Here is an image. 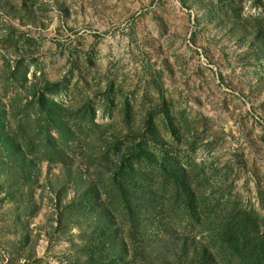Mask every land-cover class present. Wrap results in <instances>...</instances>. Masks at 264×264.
I'll list each match as a JSON object with an SVG mask.
<instances>
[{
  "label": "rangeland",
  "instance_id": "374dc122",
  "mask_svg": "<svg viewBox=\"0 0 264 264\" xmlns=\"http://www.w3.org/2000/svg\"><path fill=\"white\" fill-rule=\"evenodd\" d=\"M0 264H264V0H0Z\"/></svg>",
  "mask_w": 264,
  "mask_h": 264
}]
</instances>
